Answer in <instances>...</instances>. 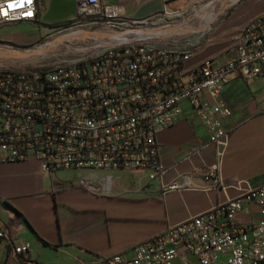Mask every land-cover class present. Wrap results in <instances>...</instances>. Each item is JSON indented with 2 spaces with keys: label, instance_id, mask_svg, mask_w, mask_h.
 I'll list each match as a JSON object with an SVG mask.
<instances>
[{
  "label": "built area",
  "instance_id": "1",
  "mask_svg": "<svg viewBox=\"0 0 264 264\" xmlns=\"http://www.w3.org/2000/svg\"><path fill=\"white\" fill-rule=\"evenodd\" d=\"M74 1V16L54 25L49 37H97L57 43L42 55L52 52L55 58L36 64L27 56L0 58V161L35 159L52 172L138 170L161 179L166 169L158 133L184 118L186 106L208 132L203 145L225 147L234 109L222 92L235 79L249 85L264 74V21L242 26L221 58L193 62L197 54H187L186 46L201 44L212 20L198 38L150 37L140 30L185 21L187 10L139 19L110 0ZM38 21L37 0H0V24ZM41 45L10 49L25 52ZM57 62H69V69L55 70ZM71 76L89 77V84L57 86L58 77ZM90 80H97V87H90ZM206 175L212 188L224 189L217 162ZM180 186L174 181L161 188ZM251 204L260 217L239 220L238 213ZM13 249L29 260L27 243ZM78 264H264V184L168 226L131 253L79 258Z\"/></svg>",
  "mask_w": 264,
  "mask_h": 264
},
{
  "label": "crops",
  "instance_id": "2",
  "mask_svg": "<svg viewBox=\"0 0 264 264\" xmlns=\"http://www.w3.org/2000/svg\"><path fill=\"white\" fill-rule=\"evenodd\" d=\"M110 1L133 18L185 11L189 5L187 20L210 18L212 26L196 46L193 62L221 58L227 41L264 14V0H193L173 10L165 0ZM37 3L38 22L0 24V55L7 57L15 45L45 44L53 26L72 18L76 10L74 0ZM222 96L234 109L225 147L203 145L208 132L186 106L184 118L158 133L166 169L161 179L151 180L138 170L52 172L35 159L0 161V229L6 232L0 238V264H24L14 254L19 243L28 244L29 260L39 264H78L79 258L131 253L168 226L264 184V74L249 85L241 79L231 81ZM216 162L222 190L212 188L206 175L207 167ZM174 181L181 186L162 190L161 185ZM237 217L257 220L258 206L246 205Z\"/></svg>",
  "mask_w": 264,
  "mask_h": 264
},
{
  "label": "rangeland",
  "instance_id": "3",
  "mask_svg": "<svg viewBox=\"0 0 264 264\" xmlns=\"http://www.w3.org/2000/svg\"><path fill=\"white\" fill-rule=\"evenodd\" d=\"M192 1L193 0H165L164 2L168 4V8L170 10H173L174 8L177 9L179 7L185 6L186 4L191 3ZM186 10L188 11V13H186L184 15V16H186L185 21L178 22L177 20H180V18H176L175 20L177 22L172 23L168 26L164 27L162 24H160L159 26H156V27L149 26L147 29L152 30L150 34H153L154 32H156L157 35L162 34L163 31L180 30V31H185V35H184L185 39L190 38V37L198 38L199 33H201V31H202L199 29L203 28L204 23L200 24L199 23L200 20H195V21L187 20V15L191 12V6L189 5V7ZM195 25L196 26L199 25L198 28L192 27ZM153 29H155V30H153ZM171 35L173 36L175 34H170V36ZM66 37H68V36H65L63 39H60V40H56L55 38L50 37L46 40L45 44H43L41 46H37V47H32L28 51H25V52L24 51H20V52L26 53L27 54L26 56L31 57V59L34 61L35 64L38 63L39 61H46V60L49 61V60H52L53 58H55L53 53L49 52L48 56H46L45 58H42L43 53L47 52L46 49H50L52 46H54L57 43L60 44L61 42L69 41V39H67ZM162 37H169V36H162ZM199 40L202 42V38ZM196 46H198V44L188 45V46H186V48L194 47V48H196V51H197ZM10 50L13 51L12 49H10ZM0 58L6 59L7 57H5V54H3V55H0Z\"/></svg>",
  "mask_w": 264,
  "mask_h": 264
},
{
  "label": "bare ground",
  "instance_id": "4",
  "mask_svg": "<svg viewBox=\"0 0 264 264\" xmlns=\"http://www.w3.org/2000/svg\"><path fill=\"white\" fill-rule=\"evenodd\" d=\"M211 19L207 18L205 20L200 21L199 23H204V27L209 24ZM264 21V14L257 17L253 24L249 26H258L261 22ZM199 25H195V28H198ZM145 30H140V32H144ZM187 54H197L196 48H186ZM69 62H57L55 63V70H68ZM89 84V77L82 76H71V77H58L57 78V86H68V87H77V86H86ZM90 87H97V80H90Z\"/></svg>",
  "mask_w": 264,
  "mask_h": 264
},
{
  "label": "water",
  "instance_id": "5",
  "mask_svg": "<svg viewBox=\"0 0 264 264\" xmlns=\"http://www.w3.org/2000/svg\"><path fill=\"white\" fill-rule=\"evenodd\" d=\"M155 30V29H153ZM152 30H148L146 29L143 33L150 36V37H157L159 35H157L156 32H154L153 34H150ZM182 32H185V31H180V30H170V31H163L162 34H177V33H182ZM161 35V34H160ZM68 37H66L67 39L69 40H72L73 38H81V39H84V38H88V37H97L98 35L95 34V33H83V34H80V35H67ZM65 37V36H64ZM64 37H62L61 39H63ZM27 54L26 53H23V52H16V51H10L8 54H7V57H10V58H15V57H24L26 56Z\"/></svg>",
  "mask_w": 264,
  "mask_h": 264
},
{
  "label": "trees",
  "instance_id": "6",
  "mask_svg": "<svg viewBox=\"0 0 264 264\" xmlns=\"http://www.w3.org/2000/svg\"><path fill=\"white\" fill-rule=\"evenodd\" d=\"M18 258H19V260H21L24 264H39V263H37V262H33V261H31V260H26V259H24V258H22V257H20V256H18Z\"/></svg>",
  "mask_w": 264,
  "mask_h": 264
}]
</instances>
